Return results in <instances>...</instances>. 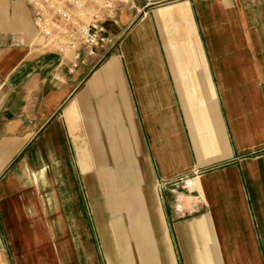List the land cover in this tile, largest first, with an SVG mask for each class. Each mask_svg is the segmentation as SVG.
<instances>
[{
	"label": "crops",
	"instance_id": "obj_1",
	"mask_svg": "<svg viewBox=\"0 0 264 264\" xmlns=\"http://www.w3.org/2000/svg\"><path fill=\"white\" fill-rule=\"evenodd\" d=\"M71 71L0 0V264H264V0H131Z\"/></svg>",
	"mask_w": 264,
	"mask_h": 264
},
{
	"label": "built area",
	"instance_id": "obj_2",
	"mask_svg": "<svg viewBox=\"0 0 264 264\" xmlns=\"http://www.w3.org/2000/svg\"><path fill=\"white\" fill-rule=\"evenodd\" d=\"M44 50L79 64L106 55L117 41L105 24L115 21L131 0H27Z\"/></svg>",
	"mask_w": 264,
	"mask_h": 264
}]
</instances>
